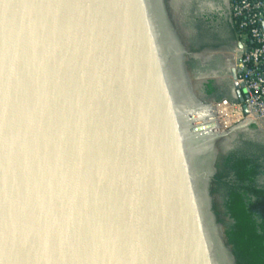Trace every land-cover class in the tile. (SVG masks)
<instances>
[{"label":"water","instance_id":"obj_1","mask_svg":"<svg viewBox=\"0 0 264 264\" xmlns=\"http://www.w3.org/2000/svg\"><path fill=\"white\" fill-rule=\"evenodd\" d=\"M162 1L0 0V264H235Z\"/></svg>","mask_w":264,"mask_h":264},{"label":"trees","instance_id":"obj_2","mask_svg":"<svg viewBox=\"0 0 264 264\" xmlns=\"http://www.w3.org/2000/svg\"><path fill=\"white\" fill-rule=\"evenodd\" d=\"M189 25L192 35L189 42L196 51L237 43L242 32L228 18L219 14L195 15L192 10ZM224 20L231 28L232 37L227 41L207 43L213 35L212 21ZM195 73L203 68L193 67ZM207 99L239 101L231 90L214 80L205 82L201 89ZM252 125V128H255ZM212 180L214 209L218 221L223 225L226 243L234 257L235 264H264V137L238 136L230 148L219 151L215 161Z\"/></svg>","mask_w":264,"mask_h":264},{"label":"built area","instance_id":"obj_3","mask_svg":"<svg viewBox=\"0 0 264 264\" xmlns=\"http://www.w3.org/2000/svg\"><path fill=\"white\" fill-rule=\"evenodd\" d=\"M224 12L243 33L234 48V62L229 73L232 77V68L237 70L244 102L210 100V107L222 130L253 119L246 124V129L255 125L254 131L258 130L264 137V0H228Z\"/></svg>","mask_w":264,"mask_h":264},{"label":"flooded vegetation","instance_id":"obj_4","mask_svg":"<svg viewBox=\"0 0 264 264\" xmlns=\"http://www.w3.org/2000/svg\"><path fill=\"white\" fill-rule=\"evenodd\" d=\"M162 2L166 19L169 22V28L171 29V33L175 39L177 48L180 52V72H183V69L188 68L192 75V73H195L193 67H201L203 68V70L200 72L201 74L205 71H210L212 68L216 67V59H211V61H205L201 59L200 56L203 50L196 51L195 48H197L198 45L192 47L189 42V37L191 35H186V33L184 32V23H182L180 14L182 12V16L184 18H187L186 20L183 18L186 22H188L187 25H190V23L195 24L194 20H192L191 18L192 10H194L195 15L202 16L206 13H214L219 14L220 16L225 18L226 16L224 10L227 7L228 0H163ZM221 4L224 8L220 13L212 10V7L214 9L217 6L219 7ZM213 26L214 28L218 27L219 30L218 32L214 30L213 35H210L209 38H207V43H217L222 40L227 41V39L232 37L231 28L227 25L224 20L216 18V20L212 21V27ZM234 44L236 46L237 43L234 42L230 43L229 45ZM202 86L203 84H199L197 86L195 85V89H197L199 99L207 101L208 99L201 91ZM188 89L190 92H192L191 87L189 85ZM214 155L215 154H213V152L209 153L206 157V163H208L209 165L213 164Z\"/></svg>","mask_w":264,"mask_h":264},{"label":"rangeland","instance_id":"obj_5","mask_svg":"<svg viewBox=\"0 0 264 264\" xmlns=\"http://www.w3.org/2000/svg\"><path fill=\"white\" fill-rule=\"evenodd\" d=\"M223 8L224 7L221 4L219 7L217 6L214 9L212 7V10L220 13L223 10ZM180 17L182 19V23H184L183 30L186 33V35H192V30L190 29L189 25H187L188 22L185 21L187 18H184L182 16V12L180 14ZM234 48H235V44L234 45L227 44V45H221L217 47L204 49L200 54L201 59L205 61H211V59H216L217 61L216 67L212 68L210 71L207 72L205 71L204 73L201 74L192 73L191 77L193 83L197 86L199 84H204L208 80H214L216 84H221L229 88L231 90L230 92L231 96L235 98L234 81L229 73L230 67L234 62V58H233ZM246 128H248L246 125L235 128L228 140L227 146L224 149L230 148L233 145L234 140L240 135H247L251 137H259V136L262 137L261 133L258 130L254 131L255 128H252L250 126L248 130Z\"/></svg>","mask_w":264,"mask_h":264}]
</instances>
